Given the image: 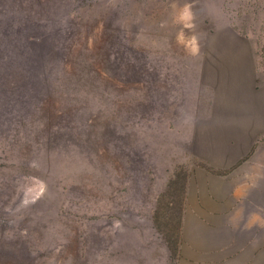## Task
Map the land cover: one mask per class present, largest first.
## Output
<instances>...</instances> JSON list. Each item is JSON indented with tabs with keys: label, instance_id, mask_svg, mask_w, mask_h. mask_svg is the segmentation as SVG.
<instances>
[{
	"label": "rangeland",
	"instance_id": "obj_1",
	"mask_svg": "<svg viewBox=\"0 0 264 264\" xmlns=\"http://www.w3.org/2000/svg\"><path fill=\"white\" fill-rule=\"evenodd\" d=\"M214 180L264 184V0H0V264H188Z\"/></svg>",
	"mask_w": 264,
	"mask_h": 264
},
{
	"label": "crops",
	"instance_id": "obj_2",
	"mask_svg": "<svg viewBox=\"0 0 264 264\" xmlns=\"http://www.w3.org/2000/svg\"><path fill=\"white\" fill-rule=\"evenodd\" d=\"M210 184L186 214L188 264H264V184Z\"/></svg>",
	"mask_w": 264,
	"mask_h": 264
}]
</instances>
